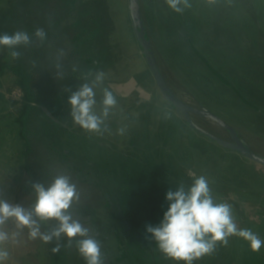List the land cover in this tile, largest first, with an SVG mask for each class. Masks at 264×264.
I'll list each match as a JSON object with an SVG mask.
<instances>
[{
    "label": "rangeland",
    "instance_id": "obj_1",
    "mask_svg": "<svg viewBox=\"0 0 264 264\" xmlns=\"http://www.w3.org/2000/svg\"><path fill=\"white\" fill-rule=\"evenodd\" d=\"M9 1L0 0V8L6 7ZM21 1L18 0L19 3ZM69 1L33 0L29 7L28 21L33 33L37 28H42L47 34L43 43L35 37L42 51L31 61L33 84L37 93L43 95L40 101L44 103L48 99L58 100L57 87L63 84L70 70L68 64L71 63L61 55L65 51L66 55L68 47L66 45L65 50H62L61 37L53 38L50 45L45 47L58 16L66 15ZM196 1L201 7L197 15L191 14L188 8L182 13L173 12L165 0H140L159 68L185 103L211 111L222 118L254 153L264 157V0ZM95 6H102L106 10L105 25L109 29L110 45L116 50L109 56L115 57V63L102 70L105 79L95 88L97 103L94 110L97 114L102 111L104 88L113 92L117 105L110 110L100 133L88 132L76 125L70 115V105L66 114L68 124L66 120L62 123H66L69 131L76 132L77 138L72 141L74 149L87 150L100 168L107 166L104 170L106 175L103 174L102 178L107 183L108 194L115 202V210L126 213L124 228L127 234L135 237L129 240L125 260L131 261V264H178L165 258L156 242L148 238L150 234L146 233V223L140 215L142 208L153 219L160 215L162 220L168 207L166 193L176 190V185L165 187L162 178L153 179L147 172L135 173L130 169L135 167V162L142 163L145 154L166 144V136L168 141L165 142H171L170 145L174 141L179 145L181 138L187 140L186 131L174 127L172 120L167 119L169 107L157 85L152 93L139 87L143 75L149 76L151 72L136 41L129 14V0H96ZM202 30L207 33H202ZM203 36L208 43L213 41L214 47L209 50L202 48L204 44L200 40L203 41ZM191 42L193 48L197 49L196 53ZM73 47L71 45L69 49ZM199 50L204 53L199 54ZM57 64L60 65L59 69ZM210 67L217 69L219 75L231 85L219 79ZM58 72L63 73L62 78L57 75ZM94 76L82 82H91ZM68 80L66 84L70 82ZM19 91L13 85L0 88L6 100L20 99ZM12 113L14 110L9 106L0 104V199L30 208L36 198L32 188L34 181L29 172L21 167V147L16 138L14 122L9 117ZM178 115L182 121V114ZM164 118L165 123L171 126H164ZM193 119L216 136L231 140L228 132L217 123L199 115H193ZM34 123L39 124L37 120ZM175 126H178L176 122ZM158 127L166 129L159 131ZM121 128L125 129L123 135L118 131ZM96 140L105 144V149L98 147ZM237 154L241 157V163L232 159L221 161L219 158L215 161L216 165L208 163L206 174L209 185L212 194L218 193L216 185H219V192L226 193V203L231 205L238 227L251 229L264 239V215L261 213V206L264 210V166ZM52 166L48 159L42 160L40 166L47 187L55 178L51 172ZM122 166L128 170L127 180H120ZM128 180L133 183L132 190L141 188L142 205L139 196L136 197V191L126 188ZM132 194L136 198L134 203L130 201ZM8 228L14 229V225L10 223ZM51 229L49 222L41 225V231ZM27 231H22L19 244L9 243L11 258L8 264H49L46 251L49 244L39 239L29 240ZM102 259L104 263V257ZM195 264H264V247L259 252H253L246 241L232 236L227 246L218 245L212 255L195 261Z\"/></svg>",
    "mask_w": 264,
    "mask_h": 264
},
{
    "label": "trees",
    "instance_id": "obj_2",
    "mask_svg": "<svg viewBox=\"0 0 264 264\" xmlns=\"http://www.w3.org/2000/svg\"><path fill=\"white\" fill-rule=\"evenodd\" d=\"M31 1L33 0H23L19 3L18 0H10L6 7L0 8V34H12L15 31L23 30L32 37V43L29 46L19 48L21 57L17 60L10 57L7 48H0V88L13 85L20 90L21 95L20 99L6 100L3 93H0V104L3 107L9 106L14 110V113L9 117L14 122L16 138L21 147V167L29 172L34 181L33 183H40L45 187H47L46 179H44L45 175L40 168L44 159L52 162L51 172L55 178L58 175L69 176L70 181L75 184L79 193V200L73 202L70 211H73L74 219L89 229V235L100 242L101 255L105 259L103 264H131V261L125 260L124 255H127L126 250L129 248V240L135 237L127 234L124 228L126 213L115 210V202L108 194L107 183L102 178L103 174L106 175L104 170L107 166L100 168L87 150L77 151L74 149L72 141L77 138L76 132H71L66 127V123L68 124L67 119H69L66 116L69 106L68 97L71 92L76 91L83 84L84 79L105 68H110L115 63V57H109L110 53L115 52L116 47L110 45L111 41L107 32L109 29H106V19L104 18L106 10L102 6L96 7V0H70L66 15L64 17L58 16L51 38L46 42L45 47L50 45L53 38L61 37L62 50H65L66 45L68 46L67 53L65 55L66 51L63 52V56L71 64H68L70 70L66 80H64L65 83L63 82L62 85L57 87L59 90L58 100H55V98L48 99L49 102L44 103V101H40L43 95L37 93L33 84L34 75L31 61L42 49H39L28 21ZM192 1L189 0L191 6L188 9H190L191 14L193 12L197 15L201 8L200 3L196 0L195 2ZM142 14L144 18L143 10ZM202 33L207 32L202 30ZM202 38L203 41L200 40L204 44L202 48L209 50L213 46V41L208 43L204 36ZM71 45L75 47L69 49ZM190 45L192 48L194 47L192 42ZM193 49L196 53L197 49ZM198 52L199 54L204 53L200 50ZM210 69L225 84L231 85L219 75L217 69L213 67H210ZM68 78L70 82L66 84ZM71 79L73 82H71ZM155 85L153 76L144 74L139 87L148 93H152ZM234 90L236 91V89ZM154 97L156 99V95ZM166 104L169 107V111L166 113H171V117L167 119L172 120L174 127L181 131L185 130L188 139L181 138L179 145L175 141L170 145L171 142H165L168 141V136H166L164 140L166 144L163 145L162 143L161 148H159V145L155 151L145 154L143 162H135L136 165L131 167V171L135 173L147 172V175L153 179L162 178L163 186L176 185L174 188L177 189L181 184L185 188L189 187L193 183L194 176L203 175L208 179L206 167L209 162L216 165L217 158L221 161L232 159L241 163L239 154L219 146L214 140L202 135L188 125L185 119L182 118L181 121L178 115L179 112L175 111L168 103ZM42 105L45 107H42ZM43 108H47L52 117L45 113ZM34 120H37L39 124L36 125ZM63 120H66L65 124L62 123ZM165 122L164 118V126H171L168 122ZM175 122L178 126H175ZM164 129L166 127L159 128V131ZM96 144L101 149H105V144L100 142ZM121 170L120 180H127L125 178L128 176V170L124 166ZM109 172L107 174H110ZM132 184L128 180L126 188L131 189ZM216 186L218 193L212 194L214 201L225 203L227 200L224 194L226 193L219 192V185ZM132 191H136V197L139 196L140 203L141 188ZM134 199H136L135 194H132L131 203L135 202ZM140 204L142 205V203ZM140 204L139 206L142 207ZM135 206L134 208H136ZM149 208L150 206L147 205V209ZM261 213L264 215L262 206ZM141 214L146 225L156 226L161 221L160 215L159 218L153 219L152 215L145 213L142 208ZM49 223L52 228L56 226L55 221H49ZM79 239L81 238H74L69 246L67 238L62 236L59 241L62 247L55 254L51 249L56 246L57 241L54 240L49 244L46 250L50 259L49 264H86V261L77 250Z\"/></svg>",
    "mask_w": 264,
    "mask_h": 264
},
{
    "label": "clouds",
    "instance_id": "obj_3",
    "mask_svg": "<svg viewBox=\"0 0 264 264\" xmlns=\"http://www.w3.org/2000/svg\"><path fill=\"white\" fill-rule=\"evenodd\" d=\"M165 3L176 13H182L191 6L189 0H165ZM33 35L41 43L47 38L42 28H37ZM31 43L32 37L23 30L0 34V48H7L13 60L21 57L18 50L21 46L27 47ZM57 75L62 78L63 73L58 72ZM104 79L105 73L98 71L91 82L81 84L68 97L73 122L88 132L100 133L110 110L117 105L113 92L104 88L102 111L100 114L95 112V88ZM166 116L170 118L171 113H166ZM118 131L123 135L125 129ZM32 188L36 198L30 208L0 199V264H8L11 258L8 245L19 244L24 229L28 230L29 240L39 239L45 244L57 241L51 249L54 254L62 247L59 243L62 236L67 238L69 246L74 238L80 237L77 250L86 264H103L100 242L89 235V229L74 219L70 211L73 202L79 200V193L70 177L58 175L50 186L33 183ZM165 199L168 207L162 220L156 226L146 225V233L167 259L178 264H195V261L212 255L218 245L227 246L232 236L246 241L253 252L264 247V239L257 233L238 227L230 204L214 201L209 180L203 175L194 176L193 183L187 188L181 184L176 190H169ZM49 221H55L56 226L50 231H41V225ZM10 223L14 225L12 230L8 228Z\"/></svg>",
    "mask_w": 264,
    "mask_h": 264
},
{
    "label": "water",
    "instance_id": "obj_4",
    "mask_svg": "<svg viewBox=\"0 0 264 264\" xmlns=\"http://www.w3.org/2000/svg\"><path fill=\"white\" fill-rule=\"evenodd\" d=\"M129 14L132 22V27L134 28V34L138 45L140 47L141 55L143 56L155 82L158 87L159 92L161 93L164 100L171 105L175 111L182 114L185 121L193 127L196 131L201 133L202 135L214 140L219 145L228 148L232 151L242 154L246 158L251 161L261 164L264 166V157L260 156L253 152L244 141L240 138L237 131L225 122L222 118L217 116L211 111L193 107L187 103H185L172 89V87L168 84L164 75L162 74L155 51L147 31V27L144 22L140 0H129ZM45 113L52 117L51 113L47 108H43ZM193 115L203 116L218 125H220L223 129H225L230 135L231 140H224L215 134L209 132L208 130L199 126L195 120L193 119Z\"/></svg>",
    "mask_w": 264,
    "mask_h": 264
},
{
    "label": "built area",
    "instance_id": "obj_5",
    "mask_svg": "<svg viewBox=\"0 0 264 264\" xmlns=\"http://www.w3.org/2000/svg\"><path fill=\"white\" fill-rule=\"evenodd\" d=\"M19 96H21V95H20V92H19Z\"/></svg>",
    "mask_w": 264,
    "mask_h": 264
},
{
    "label": "bare ground",
    "instance_id": "obj_6",
    "mask_svg": "<svg viewBox=\"0 0 264 264\" xmlns=\"http://www.w3.org/2000/svg\"><path fill=\"white\" fill-rule=\"evenodd\" d=\"M207 119V118H206Z\"/></svg>",
    "mask_w": 264,
    "mask_h": 264
}]
</instances>
